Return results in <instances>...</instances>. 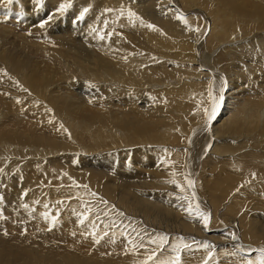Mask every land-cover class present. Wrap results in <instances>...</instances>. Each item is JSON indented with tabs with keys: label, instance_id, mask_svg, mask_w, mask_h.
I'll use <instances>...</instances> for the list:
<instances>
[{
	"label": "bare ground",
	"instance_id": "6f19581e",
	"mask_svg": "<svg viewBox=\"0 0 264 264\" xmlns=\"http://www.w3.org/2000/svg\"><path fill=\"white\" fill-rule=\"evenodd\" d=\"M198 1L197 5L202 10L200 12L207 17L206 21L210 19L212 23L202 25L203 21L195 16H187L185 19L194 21L198 27L194 28L192 35L178 39L169 35L166 23L162 20L157 23L156 19L148 20L147 16L138 13L140 0H136L137 5L135 0H79V4L78 0H70L72 6L63 14L56 9L68 0H40V3H36V0H14L10 5L7 0H0L4 12L19 11L17 13L22 16L20 23L30 28L27 34H18L17 38L21 42L0 44V76L7 81V89L2 91L0 86V93L8 96L6 99L0 95V146L14 152L30 151L41 156L54 154L59 149H62V153L68 152V149L76 150L75 147L67 148L66 143L62 144V148L45 149L41 141L48 140L46 135L32 131V127L18 128L21 120L26 118L21 116L29 115L27 117L35 124L42 116L44 123L55 127L62 139L66 140L67 136H83L89 141L87 152H95L85 160L74 158L76 155L60 154L59 158H51L49 164L44 160L29 164L26 160L21 162L20 157V160L0 157V176L2 166L6 164L8 173L3 183L8 190L11 189L7 206L0 210V229L8 231L7 235L3 234L0 238L1 245L13 247L16 253L26 249L37 255L44 264H101L102 259L107 257L105 249L95 252L100 254L84 258L77 254L75 246L73 250L76 256L74 251L72 256L63 253L64 249L55 250L51 245L58 241L69 242L71 238L77 243L84 240L96 245V239L106 242L110 238L112 244H117L116 252L111 257L113 264H138L136 253L131 254L128 248H125V252L119 250L124 246V241L120 233L116 234L115 228L113 235L101 238L96 230L98 224L89 216V220L80 223L79 214L82 209L72 205L75 201H60L57 195L67 191V187L76 188L69 180L73 178L74 182L78 176L72 173L80 172L85 166L94 169L91 175L92 186L106 176L115 177V174L119 182L126 184L132 181L127 176L132 165L140 166L144 163L146 166H140V170H144L145 174H148L147 170L152 173L151 168L159 161V170L166 164L162 162L166 155H174V162L183 161L178 170L183 172L181 176L184 174L189 179V173H192L190 163L196 158H191L184 148L183 143L188 141L200 146L202 144L203 147L212 142L211 146L204 147L208 158L201 172L206 169L205 174L212 176L210 181L203 174L205 182L202 189L205 192L212 196V187L232 183L237 184L235 186L247 184L243 187L248 190L254 187L248 186L249 181L254 184L260 182L259 186L255 185V190L264 192V183L261 182L264 179V0H216L217 3H214L215 0H206L205 3ZM85 8L88 11L80 19V13ZM105 9L113 11L107 12ZM121 9L124 10L123 15L120 14ZM128 10L134 12L145 24L154 25L156 30L143 26L140 20L130 22ZM50 16L53 18L48 20ZM46 20L48 22L41 28L40 24ZM169 21L175 23V15ZM6 31L5 27H0V36L6 35ZM8 31L16 33L11 28ZM68 35L78 36L79 40H68ZM99 35H104L105 39H99ZM223 42L233 44L237 51L234 54L230 52L229 46L224 48L216 62L221 68L215 70L216 64H208L211 55H204L203 50L211 51L212 46L217 47ZM42 48L49 51L59 49L61 53L57 61L42 64L41 56L46 54L40 50ZM51 72H59L54 83H50L54 76ZM14 86L16 90H10ZM222 87L223 104L216 119L209 125L204 113V109L210 107L209 89L219 96ZM77 88L80 93L76 91ZM7 92L18 97H11ZM120 106H123L124 113L119 110ZM206 136H210V140ZM53 141L58 144L59 139L54 137ZM154 145L161 146V150L151 153L147 146L150 148ZM177 148L182 149L176 151ZM213 153L217 158L211 157ZM69 156L74 158L72 162L77 168L74 172L63 170V167L68 168L70 165L67 163ZM62 158H67V162H62ZM75 162L79 163V167ZM23 163L25 166L21 167ZM114 168L119 171L115 173ZM185 170H188V176ZM55 171L63 173L60 181H68L69 184L59 186L60 181L56 182L51 175ZM14 172L18 173V177L12 176ZM106 172L113 175H105ZM38 174L41 178L49 179L48 185L46 180L38 179ZM15 178L20 181L16 183ZM21 181L23 186L18 187ZM62 186L67 187L62 190ZM79 191L82 192L81 189H74V193L81 194ZM28 194L37 202L29 199ZM94 198L88 201L94 202L89 207L103 208L100 201ZM5 199L6 195L0 192V205ZM40 209L49 214L48 219L36 214ZM117 212L120 215V209ZM53 216L57 219L55 224L51 221ZM121 216L125 217L123 227L131 226V222L132 226H137L138 220L133 221V215L127 210L122 209ZM145 227L143 230L138 228L137 232L147 231L146 234H151V229L160 230L158 226ZM249 230L252 231V228ZM38 231L51 237L50 241L42 238ZM143 241L146 244V239ZM171 243L177 242L172 238ZM240 243L243 242L233 239L231 244ZM62 246L59 248H64ZM84 248L80 246L79 249ZM235 249L227 247L224 251L232 252ZM143 255L146 254L141 255L144 258ZM41 261L33 264H41ZM0 263H5L3 251H0ZM21 264L32 263L23 257Z\"/></svg>",
	"mask_w": 264,
	"mask_h": 264
},
{
	"label": "rangeland",
	"instance_id": "374dc122",
	"mask_svg": "<svg viewBox=\"0 0 264 264\" xmlns=\"http://www.w3.org/2000/svg\"><path fill=\"white\" fill-rule=\"evenodd\" d=\"M180 1L179 0H162V1L161 0H140V4H139L140 9H139L138 13L140 15L147 16L148 20L150 18L152 21L156 19L157 23H160L162 20L164 23H166L165 28H166V30H168L170 32L169 35L171 37H175L178 39H180L181 37H188V35L189 36L192 35L195 32L194 28L198 27V26H196L194 21L192 22V20H189V21L187 20V24H185L183 22V20L177 18L179 16H182L184 18L187 16H195L199 21H203L202 25L212 23L210 19H208L206 21L207 17L205 16V14H203V12H200L202 10L200 9L201 7L197 5V0H180ZM160 2H162V3H160ZM186 2H188V3H186ZM198 2H202V3L204 2L205 3L206 0H201V1L199 0ZM134 3L137 5L136 0ZM214 3H217V1L215 0ZM78 4H79V0H78ZM2 6L3 5L0 4V27H5L7 29V31H6L7 34L6 35L2 34L0 36L1 37L0 38V44L2 45L4 42H10V41H15L16 43H19V42H21V39L17 38L18 34H24L25 35V34H27L26 32H28L30 30V28H27L26 24L23 26L22 23H20V17H22V16H20L19 13H17L19 11H15V12L10 11V13H7V12L3 11ZM168 8H170V9L168 10ZM177 14H178V16H177ZM173 15H175V17H176L175 23H171L169 21L173 17ZM2 19H4V20H2ZM13 23H15L16 25H12ZM18 23H20V26H17V25H19ZM11 25L13 28L11 27ZM202 25H199V27L200 26L202 27ZM9 28L14 29L16 33L15 34L13 32L9 33V31H8ZM190 30L192 32H190ZM180 33H182L181 34L182 36H180ZM169 35L167 34L166 37L169 38L170 37ZM67 38L69 40L71 38H78V36L74 37V36L68 35ZM248 38H251V36H249ZM78 40H79V38H78ZM234 40L237 41V38H235ZM227 46L230 47V52H232L234 54L236 53L237 50L233 47V44H228L227 42H223L220 45H217V47L212 46L213 48L211 51L208 49L203 50L204 55H211V57L209 58L210 60L208 59V62H209L208 64L209 65L210 64H216L215 70L216 69L220 70L221 65H217V63H216L218 61L217 56ZM40 50H44L46 52V54L44 56H41L40 61L42 64H44L45 62H50V61H57V58H59V55L61 53L59 49L55 50V51H49L47 49L42 48ZM59 72H57V73L51 72L52 75H54V76L51 77V78H53V80L51 79L50 83H52V82L54 83L56 81V78L58 77ZM1 80H2V82H1ZM5 80L6 79H3L0 76V82H1L0 86H1V88H3L2 91L7 89V86L5 85V82H7V81H5ZM27 80L28 79H26V81ZM104 86L105 85H103V87ZM52 88H53V86H52ZM10 90L15 91L16 87L15 86L11 87ZM79 90H80L79 88L76 89L77 92H79ZM7 94H9L11 97H18V96H12L10 94V92H7ZM81 94H82V92H81ZM84 94H86V93H84ZM0 95L3 98H6V99L8 98L6 93H0ZM82 96L85 98V95L82 94ZM244 96L248 97L247 95H244ZM9 99H13V98H9ZM26 101L31 103L28 99H26ZM119 110H121L122 113H124L123 106H120ZM23 116L26 118H25V120L24 119L21 120L22 122L18 128H21L22 126H23V128L25 127L26 129H27V127L28 128L32 127L34 129L33 130L31 128L32 131L42 133V135H46L47 139L48 140L50 139L51 142H50V140L49 141L48 140L41 141L42 144L46 146L45 149L49 148V147L50 148H62V144L66 143L67 145L65 144V146L67 148L75 147L76 150H74V148L68 149V152L64 151V153H62V149H59L57 151H54V154L50 153V154H46V156H43V155L41 156L40 154H37V153H30V151L19 150V151L14 152L10 148H4V147L0 146V157L10 158V159L16 158L18 160H20L19 159V157H20L21 162H24L26 160V162H29V164L32 162L44 160L46 162V164H49L51 162V158H59V157L63 156L64 154L76 155V157H74V158H79V159L85 160L87 157H90L92 153L93 154L95 153V152H93V150H91V152H87L86 146L88 145L89 141L86 140L83 136L77 135V137H75V138H72L71 136H67V139L65 140V139H62V135H58L59 132L55 127H50V125L48 126V124L46 125L44 123V118L41 115H40L41 119L38 118L39 123L36 122V124H35V122L33 123L30 121V118L27 117L29 115H22L21 117H23ZM45 125H46V127H45ZM54 129H56V130L54 131ZM50 131H51V133H49ZM194 133H195V131H194ZM197 135H198V132H197ZM59 136L61 139L59 138ZM54 137H57L59 139L58 144H55V142L53 141ZM210 138H211L210 136H206V139L210 140ZM75 140H77V141H75ZM233 140L234 139H232V141ZM213 141L215 142V139H213ZM211 144H212V142L210 144H206L205 146H207V145L211 146ZM183 145H184V148L189 152V155L191 156V158L192 157L196 158L195 161L190 163V168L192 169V173H189V176H188V170H185V174H187L189 179H191L194 182V186L192 188H189L187 185L186 175L183 174V176H181V174L183 172L181 170H178L180 165H182L183 161L182 162L172 161V159L175 158L174 155L173 156L166 155L165 156L166 158L164 157V155H162V158L164 157V160H162V162H166V164L161 168V170H159V167H160V164H159L160 161H159L158 164L155 165V167L151 168V170L153 171L152 173H150L149 170H147L148 174H145L144 170H140V168L141 167L144 168L146 166V164L141 163V165H140L141 167L139 165H136V164H134L135 166L132 165V167L133 168L135 167L136 169L134 168V170H132L133 168L132 167L130 168V170H129L130 172L127 176L132 181L131 182L127 181L126 184L119 182V180H117L118 176L115 174V177L114 176H109V177L106 176L103 180H100L94 186L91 185V183H92L91 175L94 174V172H93L94 169H92L91 166H88V167L85 166V168H81L80 172H78V173L74 172V170L77 169L76 166H74V164L72 162V160L74 158H70V156H69V158H70L69 162L66 161L67 158H62L61 161L64 163L67 162L70 164V165H68V168L63 167L64 168L63 170L65 172L69 171V169H70L69 172H74V173H72V175L78 176V178L74 182H73V178H70V180H69V183H71V185L74 183L73 185L74 186L76 185V188L75 187L73 188V186H71V188L67 187V186H62L61 189L63 190V189H65V187H67V191H64V192L61 191L59 193L60 195L59 194L57 195V198L60 201H62V200H66L67 202L68 201H75L76 203H73L72 205L74 207L82 209L81 210L82 213L85 212L86 207H89V204L94 203V202H88V201H90V200L92 201L93 197L98 199L103 208L93 206V207H90L92 209V211L87 213V216H89V218L93 222L98 224V225H96V230H97L98 234L101 236V238H105V236L113 235L114 228L116 230V234H119L121 232H125L127 235H121L120 234L123 237L124 246L119 250L125 252V248H128L129 251L131 252V254L134 255L136 253L135 254L136 257L135 256L134 257H135V259L138 258L140 260V261L137 260L138 264L140 262H142L143 260H145L144 258H146V255H143L144 256V258H143L141 256L142 254H147L148 252H151L153 250V248L156 249L157 246L155 244L149 243V241L152 239H155L157 236H160V235L167 236L168 237V243L164 246V249L162 251L157 252V256H158L157 258L158 259H160V258L165 259V258H168V257L174 255V253L171 250L172 245H174V243L170 244V240L172 238L177 243L182 238L185 243L191 245L190 250H185L181 253L182 264H203L202 262H204V260L209 259V257H208V251L209 250H206L200 246L201 244H204V243H208V244L213 246L211 249L213 255H212L211 259H209V264H243V262L246 259H249V258L254 259L258 253L255 251H249V250L264 247V214H263L264 213V207H263L264 206V196L262 195V194H264V192L255 190V188H256L255 185L259 186L261 183L257 182L256 184H254L253 181H249L248 186H254V187L251 189H248V190H247V188H245L247 191H245V189L243 187V186H247V184L235 186L237 184L232 183L230 185L224 184L223 187L214 186V187H212V191H211L212 196H211L208 192H205L202 189V184L205 182L204 177H205V175H207V174H205V173H207L206 169L204 170V172H201L204 168L203 163L208 158V156H207L208 152L204 150L205 146L203 147V145L201 144V146L203 147L202 148L200 145H198L197 143L192 142V141H188L187 143L184 142ZM147 147H148V149H151V153H154L157 150H161L160 149L161 146H158V145L150 146V148H149V146H147ZM193 147H195L196 149L194 150ZM248 148H249V146H248ZM136 149H138V148H136ZM173 149H176V147ZM180 149H182V148H177L176 151H180ZM198 151H200V152L198 153ZM60 154H61V156H60ZM170 154H172V153H170ZM170 156H171V158H170ZM211 157L217 158V155H215L213 153V155ZM184 158H186V155ZM182 160H183V158H182ZM153 161H156V160L154 159ZM189 162H190V160H189ZM75 163H76L77 167H79V163H77V162H75ZM37 165H39V163H37ZM65 165H67V164H65ZM169 165H170V168H168ZM20 166L24 167L25 163H23V165L21 164ZM61 166H63V165L61 164ZM122 168H124V167L122 166ZM107 171H109V170H107ZM116 171H119V170L114 168L115 173H117ZM157 171H159V172L157 173ZM7 173H8V166L6 164H4L2 166V172H1V176H0V192H3L6 195V199L0 205V210L7 206L6 201L11 195L10 194L11 189L8 190L7 187H5V185L3 183V178L5 177V175ZM14 173H15V175H13ZM14 173L13 174L11 173L12 176L18 177V173H16V172H14ZM173 173H175V175H173ZM62 174L63 173H61L59 171L51 172V175L53 176V178L56 182L60 181V178L63 177ZM106 174L113 175V173H107V172L105 173V175ZM203 174H205V175H203ZM207 176H208V178H210L211 175L209 174ZM37 177H38V179H41L42 181L46 180V183L48 185L49 179L47 180V179L41 178L40 174H38ZM116 177H117V179H116ZM65 178H66V176H65ZM173 179H175L177 181V183H179L180 185H182L184 187V191H181L180 188H178L176 186V184L169 182ZM209 180L212 181L211 178ZM19 181L20 180L18 178H15L16 183H18ZM201 181H202V183H201ZM60 182H58L59 186H61L62 184L65 185V183L69 184L68 181L67 182L65 181V183L62 181H60ZM261 182L264 183V179H262ZM20 183H21V185L19 184L18 187L23 186V182L21 181ZM77 185H79V186H77ZM85 185L87 186L86 188L84 187ZM230 186H232V188ZM47 188H48V186H47ZM213 188H215V189H213ZM221 188H223L222 191H221ZM74 189L75 190L81 189L82 192L79 191V192H81V194L80 193H74ZM26 191L29 193L28 190H26ZM97 192L99 194H97ZM193 192L195 193V198H193V195H192ZM93 193L95 195H92ZM64 194H67V196ZM68 194H70V195H68ZM77 195H81L80 197L82 199L77 197ZM184 197H188V199H184ZM28 198L33 199L29 194H28ZM33 200H35V199H33ZM104 201H106L107 203L105 204ZM189 201H191L193 208H195V205L199 204L200 210L204 213L209 214L210 221H209L207 228L204 227L201 219L198 216H195L194 214L189 215L188 211L186 210L188 208ZM220 201H222V202H220ZM217 202H220V203H217ZM62 204L66 205L64 202H62ZM228 206L229 207L231 206L230 210H229ZM119 209H120V212H119L120 215H121L122 209L127 210L129 213H131L133 215L131 219L133 221L138 220L137 226H132L133 222H131V226H124L123 227L122 224L125 220V217L121 216V218H120V215H118V212H117ZM213 210L214 211L216 210V211L214 212ZM101 211H103V212H101ZM93 212H94V214H92ZM105 213H106V215H105ZM36 214L43 216L44 213L40 209V211H37ZM113 214H115V215H113ZM95 216H97V218ZM259 216H261V218ZM89 218H88V220H89ZM232 223L234 224V226L232 225ZM239 223L242 225H240ZM113 225H115V226H113ZM147 225L148 226L149 225L158 226L160 230H152L151 229L150 231H153L151 234H146L147 231L137 232L138 228L143 230V229H146L145 226H147ZM110 226H111V228H110ZM126 227H128V229ZM249 228H252V231H250ZM110 229H111V232H110ZM7 232L8 231H6L4 229H0V238L2 237L3 234H5ZM88 233L89 232H86L85 234H88ZM105 233H107V234L105 235ZM38 234L42 238L46 239L47 241H50V239H51V237H49L48 235H46L43 232L38 231ZM233 235H235V237H237V240H240L243 243L232 245L231 243L233 241V238H232ZM132 237L134 238L133 239L134 241L136 240L135 242L137 243V245L143 244L145 246L144 247H136L135 249H133L132 245L128 243L129 238L132 239ZM145 239H146V244H144L145 242L143 241ZM111 241L112 240L109 238V240H106V242L99 241V243H97L95 245V244H92V241H90V243H87L84 240H80V243L79 242L77 243V241H73L71 238V239H69V242L58 241L56 244H58L59 246L57 245L54 247V245H56L55 243H53V244L51 243L52 245L49 243V245H51V247H53L54 249L56 248L55 250H60V249L63 250L64 249L63 251H65V252H63V253L72 254V256H74V254L76 256V253H75V250H76V252H78L77 254L78 255L80 254V256H82L84 258L90 257L91 254H100V253H95V252H98L102 249H105L104 252H105V255L107 257L102 259L103 263H101V264H113L114 262L111 259V257H112V254L114 252H116L115 249H116L117 244L116 243L112 244ZM69 243L72 244V246ZM64 244H65V246H64ZM68 245H70L69 248H68ZM61 246L64 248H59ZM74 246L76 247L75 250H73L75 248ZM80 246H83V248L85 247L86 249L85 248L83 250L79 249ZM66 247L69 249V251H67L68 249L67 250L65 249ZM227 247L236 248L235 249L236 251L235 250H232V252H231V250L224 251V248H227ZM245 247H247V248H245ZM12 248H10V246H5V245L0 244V251L4 252V259H5V263H0V264H6V263H20L21 264L23 257L29 259V261L32 264L34 262L41 261L37 255L30 253L26 249L22 250L19 253H16L14 251V249H12ZM70 249L72 251L71 253H69ZM240 249H243V251H240ZM195 250H196V252H195ZM73 251H74V254H73ZM138 251H139V253H141L140 255H139ZM104 252H103V254H104ZM252 256H254V257H252ZM139 257H141V258H139ZM41 264H44V263L41 261ZM149 264H152V263L149 262Z\"/></svg>",
	"mask_w": 264,
	"mask_h": 264
},
{
	"label": "snow or ice",
	"instance_id": "6c2138e0",
	"mask_svg": "<svg viewBox=\"0 0 264 264\" xmlns=\"http://www.w3.org/2000/svg\"><path fill=\"white\" fill-rule=\"evenodd\" d=\"M13 2H14V0H7V4H9V5L12 4ZM36 3H40V0H36ZM71 6H72L71 2H70V0H68V2L61 3L58 6V8L56 9V11L63 14ZM87 11H88V9L85 8L80 13V19H83L84 14ZM105 11L111 12L113 10L112 9H105ZM120 14L121 15L124 14L123 9L120 10ZM127 15H128L130 22H134V20H140V18L138 16H136V14L134 12H132L131 10H128ZM52 18L53 17L50 16L48 18V20H51ZM177 18L183 20V22L185 24H187V20L184 17L179 16ZM47 22L48 21L46 20L43 23H41L40 27L43 28ZM140 22L143 26L148 27V28L153 29V30H156L154 25L145 24L143 20H140ZM106 24H107V21H105V25ZM196 30L198 31V29H196ZM93 31H95V29H93ZM110 35H111V33H109V36ZM99 39H101V40L105 39L104 35H99ZM224 85L226 86V81L224 82ZM223 91H224V88L222 87L220 95L216 96L213 94L212 89L211 88L209 89L210 107L204 109V113H205V116L207 118V123L209 125L212 123L213 120L216 119L217 115L219 114L220 108H221L223 101H224ZM173 175H175V173H173ZM169 182L176 184V186L178 188H180L181 191H184V187L182 185H180L179 183H177V181L175 179H173ZM187 185L189 188H192L194 186V182L191 179H187ZM84 187L86 188L87 186L85 185ZM92 195H95V194L93 193ZM192 195H193V198H195L194 192ZM184 199H188V197H184ZM58 203H60V202H58ZM104 203L106 204L107 202L104 201ZM25 207H27V206L25 205ZM45 207H47V205H45ZM186 210L188 211L189 215L194 214L195 216H198L201 219L205 228L208 227V224L210 221V216H209V214L204 213L200 210L199 204L195 205V208H193L191 201H189V205H188V208ZM91 211H92V209L90 207H86L85 212L79 214L81 217V219H80L81 224H83L84 221L88 219L87 213L91 212ZM43 215H44L45 219L49 218V214L47 212H45ZM51 221L53 224L57 223L56 217L55 216L51 217ZM106 234L107 233H105V235ZM120 234L121 235H127L124 232H121ZM5 235H7V233H5ZM93 235L95 238V234H93ZM232 238L234 240L237 239V237H235V235H233ZM96 242L99 243V239H96ZM128 243L132 245L133 249H135L136 247H144L143 244L137 245V243L131 238H129ZM149 243L155 244L157 247H156V249H153L151 252H148L146 254V258L144 261L141 262V264H149V262H152V264H182L181 253L185 250L191 249V245L185 243L183 241V239L181 238L178 241V243L172 245L171 250L174 253L173 256H170L166 259H158L157 258V252L162 251L164 249V246L168 243V237L165 235H160V236H157L155 239L150 240ZM200 246L206 250H209L208 251V257H209V259H211L212 255H213L211 249L213 246L208 244V243L201 244ZM240 251H243V249H240ZM249 251H255L258 254L255 256L254 259H251V258L246 259L243 262V264H264V247H260L258 249H250ZM209 259L204 260L203 264H209Z\"/></svg>",
	"mask_w": 264,
	"mask_h": 264
}]
</instances>
